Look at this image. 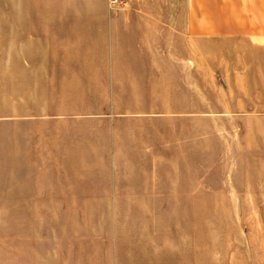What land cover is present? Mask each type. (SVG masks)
I'll list each match as a JSON object with an SVG mask.
<instances>
[{
  "label": "crops",
  "instance_id": "crops-1",
  "mask_svg": "<svg viewBox=\"0 0 264 264\" xmlns=\"http://www.w3.org/2000/svg\"><path fill=\"white\" fill-rule=\"evenodd\" d=\"M52 16L68 44L43 79L64 83L57 97L91 99L36 114V129L52 124L51 167L38 133L14 154L4 144L0 264H171L172 226L183 223L174 210L250 192L248 183L209 178L251 169L198 167L196 148L189 160L188 118L209 119L221 137L264 128V0H105ZM205 40L226 50L213 71L223 81L221 108H165L157 98H172L177 85L188 96L189 80L202 79Z\"/></svg>",
  "mask_w": 264,
  "mask_h": 264
},
{
  "label": "rangeland",
  "instance_id": "rangeland-1",
  "mask_svg": "<svg viewBox=\"0 0 264 264\" xmlns=\"http://www.w3.org/2000/svg\"><path fill=\"white\" fill-rule=\"evenodd\" d=\"M101 7H105V0H0V153L4 144H9L6 148L13 154L18 152L21 140L26 138L30 148L38 133L44 139L45 165L51 167L52 124L50 119H43L39 121L41 128L36 129V114L51 113L58 101L66 105L81 101L83 107L91 99L57 97L65 89L64 83L43 79L51 70L52 59L62 56L68 44L59 35L67 30L53 23L58 18L52 15ZM209 43L204 41L203 56L209 59L202 79L189 80L188 96L177 85L172 98H157L165 108L179 111L184 105L189 112L221 108L218 88L223 81H218L216 73L226 50ZM162 87L168 90L169 86L159 83L158 88ZM197 120L188 118L189 160H195L196 148L198 167L203 163L204 168L251 169L252 176L248 177L209 178V183L221 186L225 180L240 187L248 183L250 192L229 194L239 197L235 200L220 194L219 199L198 203L202 207L174 210L173 216H180L183 223L172 226L171 264H264V128L251 129L241 138L226 130L221 137L219 130L211 128L209 119ZM197 124L204 129H195ZM197 133L204 134L203 141L191 140ZM225 139L232 144L227 146ZM121 214L132 217L138 212L123 210ZM155 243L159 245L162 240Z\"/></svg>",
  "mask_w": 264,
  "mask_h": 264
},
{
  "label": "built area",
  "instance_id": "built-area-1",
  "mask_svg": "<svg viewBox=\"0 0 264 264\" xmlns=\"http://www.w3.org/2000/svg\"><path fill=\"white\" fill-rule=\"evenodd\" d=\"M125 0H109L110 6L116 7L122 4Z\"/></svg>",
  "mask_w": 264,
  "mask_h": 264
}]
</instances>
